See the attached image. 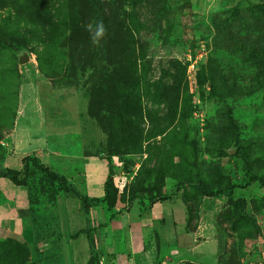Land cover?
<instances>
[{
  "label": "rangeland",
  "instance_id": "374dc122",
  "mask_svg": "<svg viewBox=\"0 0 264 264\" xmlns=\"http://www.w3.org/2000/svg\"><path fill=\"white\" fill-rule=\"evenodd\" d=\"M96 1L90 13L88 0H0V161L22 98L32 108L21 124L54 115L76 132L81 118L60 107L76 113L86 101L68 97L83 93L118 191L111 212L89 214L105 222L98 264H264V0ZM100 22L106 35L94 43ZM24 141L36 145L33 134ZM79 145L75 133L48 138L51 149ZM249 176L257 181L243 187ZM46 181L30 169L31 207L43 235L59 238H1L0 264H86L87 242L71 238L76 206L61 229ZM233 185L230 196L203 194Z\"/></svg>",
  "mask_w": 264,
  "mask_h": 264
},
{
  "label": "crops",
  "instance_id": "0c3cea01",
  "mask_svg": "<svg viewBox=\"0 0 264 264\" xmlns=\"http://www.w3.org/2000/svg\"><path fill=\"white\" fill-rule=\"evenodd\" d=\"M82 95L83 93L81 96L77 93L68 97L74 98L75 96H79L86 101V105L83 104L82 108L77 110L76 113L69 108L70 104L64 106L62 102L64 108L60 107L61 113L65 112L67 115L68 112H72L73 118H81V122L78 124V130L76 132H74L70 126L59 124V122L55 120L58 117H55L54 115H51L52 120L47 122V124L38 123L37 120L34 121L36 126L31 125V127H29L26 126V124H21L20 120L24 123L25 118L30 115V108H32V104L29 105V103H26L25 99L22 98L17 108L18 110L13 122V129L9 135L11 141L10 150L3 158L1 166L3 168L21 171L23 167L21 159L28 155L34 156L40 161V163L47 166L53 172L64 176L81 194L92 198H101L103 196V185L108 175V166L107 162L104 159L99 158L96 153L104 144L105 135L98 128L96 123L88 117L87 100L84 95ZM64 98L66 99V97ZM54 101L55 100L53 99L52 102L54 103ZM93 125H96L97 127ZM38 130H42V133L39 134ZM64 133H75L79 136L80 145L78 151L69 153L58 149H51L48 146V138H55ZM30 134H33V138L36 140V145L30 147L29 144H27L28 146L24 144V146V139L28 141ZM0 193L4 198V202L0 204V239L16 237L25 242L29 241L31 244H34L32 223L29 217V197L26 188L14 186L7 179L0 178ZM70 196L73 195L60 192L56 197V207L58 212L57 224L61 229H63V227L67 229L68 225L70 226V224H72V217L69 221V215L66 212V205L68 202H73L77 210L76 217L78 228L76 230L83 229L85 227V221L83 222V220L81 221L79 218V214L82 212L81 203L77 198L74 200L71 199ZM159 206L162 208L161 205ZM166 208L167 212L170 211L173 213L171 206L170 208L165 207L164 209L166 210ZM98 210H100L99 207L95 208L93 212H98ZM96 220L100 223L103 222L98 216L96 217ZM103 224H105V222H103ZM109 227L110 226H108L107 229L105 228V230H109ZM100 232L99 229L97 231L99 237ZM79 238L82 241V244L84 241L87 242L84 235H80ZM38 245L39 243L36 244V246ZM85 246L86 245L84 244L83 247L86 253H88L86 257L87 259L89 258V249H86ZM194 249H196V245H192V250Z\"/></svg>",
  "mask_w": 264,
  "mask_h": 264
},
{
  "label": "trees",
  "instance_id": "16d2710c",
  "mask_svg": "<svg viewBox=\"0 0 264 264\" xmlns=\"http://www.w3.org/2000/svg\"><path fill=\"white\" fill-rule=\"evenodd\" d=\"M98 5H99L98 1L88 0V4L83 5V8L86 12L89 11L90 13H94L96 11H100ZM86 44H87V42H86ZM80 55L83 56V62L86 64V66H88L90 68H95L96 60H97L96 54L88 52V53L80 54ZM38 63H39L40 70L43 71L42 66L40 65L39 58H38ZM99 92H100L99 86L96 84L92 85L89 88L90 100L92 101V97L94 98L95 96H97ZM88 106L89 105H87L88 117L91 118L92 120L95 119L98 122L99 127H101V129L103 130V131L101 130L103 133L105 129L103 128L102 124L100 123L98 117L95 115L96 113H94L92 111V109L90 108V106L89 107ZM110 109H112V108L110 107ZM110 146L111 145L109 143V147ZM116 154L119 155V153H116ZM3 158H4V156H3ZM3 158L1 159L0 162H2ZM21 163L23 166L21 171H16L13 169L0 167V178L7 179L14 186L25 187L27 190L28 189L27 182H28V178H29L30 169L35 168V169L39 170L40 172H42L45 175V177L47 178V181H46L47 186L53 192V199H52L51 205H55L56 197L59 195L60 192H63L66 194H71L75 198H77L81 203L82 213L85 217V227L83 229L78 230L74 235H72L71 238L77 239L80 235H84L86 237L88 249H89V258L87 259L86 264H98L96 262L97 261V253H98V249L96 251V245L98 243L96 235L98 236L97 231L100 228H103L105 225L103 223L97 222V220H91L89 218V214H90V212H92L97 207H99L101 209L103 207H105V210L107 212H111L116 205L117 192L118 191H117V188L113 182V177H112L113 171H112L110 163L107 162L108 175H107L106 181L104 182V185H103V196L101 198H95V197L92 198V197H88L86 195L81 194L77 190V188H75L74 185H72L71 183H69V181H67V179L64 176L53 172L47 166L40 163V161L34 156L23 157L21 159ZM255 181H257L255 177L249 176L248 180L242 186L246 187ZM235 187H234V185L230 186L227 191H225V190H216L214 192L204 191L203 194L205 197H215L217 195L230 196L233 188H235ZM27 194L29 197V207H30L29 217H30L31 223H32V233H33L34 245L42 242L44 239H48V238H57L58 239L59 235L54 236L53 234H50L48 237H45L43 235V233L41 231V227H42L41 222L44 221L45 218L41 217L39 219L38 215L35 214L34 210L31 207V205L34 203L31 202V194H30L29 189L27 190ZM164 201H166V198H164V197L158 198L157 200H153L150 202L147 209L151 208L156 202L162 203ZM145 209H146V207H145ZM113 215H114V213L110 216V220H113V217H112ZM38 219H39V221H38ZM143 219H147V217H144ZM218 242H219L220 246L224 245L223 239H219ZM55 243H56V241H55Z\"/></svg>",
  "mask_w": 264,
  "mask_h": 264
},
{
  "label": "clouds",
  "instance_id": "9594fccd",
  "mask_svg": "<svg viewBox=\"0 0 264 264\" xmlns=\"http://www.w3.org/2000/svg\"><path fill=\"white\" fill-rule=\"evenodd\" d=\"M89 27L91 28V25H89ZM104 35H106V29L103 23L100 22L96 25L95 29H93V42L98 43Z\"/></svg>",
  "mask_w": 264,
  "mask_h": 264
}]
</instances>
